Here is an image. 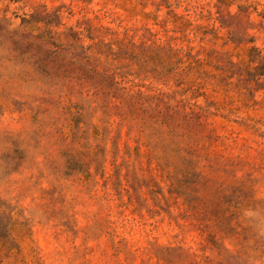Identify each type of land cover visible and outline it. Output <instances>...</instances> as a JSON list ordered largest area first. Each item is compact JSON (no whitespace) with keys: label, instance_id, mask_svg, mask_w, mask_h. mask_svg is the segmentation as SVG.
I'll list each match as a JSON object with an SVG mask.
<instances>
[{"label":"rangeland","instance_id":"rangeland-1","mask_svg":"<svg viewBox=\"0 0 264 264\" xmlns=\"http://www.w3.org/2000/svg\"><path fill=\"white\" fill-rule=\"evenodd\" d=\"M0 264H264V0H0Z\"/></svg>","mask_w":264,"mask_h":264},{"label":"trees","instance_id":"trees-1","mask_svg":"<svg viewBox=\"0 0 264 264\" xmlns=\"http://www.w3.org/2000/svg\"><path fill=\"white\" fill-rule=\"evenodd\" d=\"M51 16V15H50ZM48 14L46 15V16H44L43 18H40V17H32V19L31 20H37V21H44V22H46L47 24H51L52 22H53V20H51V17H50ZM217 19H219L220 20V22L222 23V25L223 24H225L226 22L223 20V18H220V17H218ZM52 29H50L49 30V34H51L52 33ZM209 32H212V29L211 30H204V34H206V33H209ZM53 34H55V32L53 31ZM52 37V36H51ZM54 37V36H53ZM235 37L232 35V33H231V36H230V39H234ZM53 43V42H52ZM54 44V43H53ZM91 70H92V68H91ZM95 72V70L93 69L92 70V72ZM88 78H91V77H89L88 76ZM105 80H104V78H101L100 80H91V84L92 85H94V86H99L100 84H102V83H105L104 82ZM111 83H108L109 85H113V84H115V82H114V80H111L110 81ZM107 84V83H106Z\"/></svg>","mask_w":264,"mask_h":264}]
</instances>
